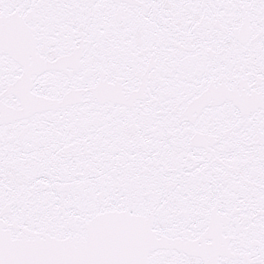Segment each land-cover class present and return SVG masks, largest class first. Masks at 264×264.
I'll return each instance as SVG.
<instances>
[{"label": "snow or ice", "instance_id": "6c2138e0", "mask_svg": "<svg viewBox=\"0 0 264 264\" xmlns=\"http://www.w3.org/2000/svg\"><path fill=\"white\" fill-rule=\"evenodd\" d=\"M0 264H264V0H0Z\"/></svg>", "mask_w": 264, "mask_h": 264}]
</instances>
